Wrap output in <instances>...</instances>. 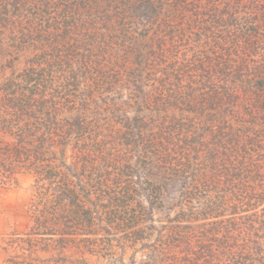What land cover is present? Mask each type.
<instances>
[{"label":"trees","instance_id":"16d2710c","mask_svg":"<svg viewBox=\"0 0 264 264\" xmlns=\"http://www.w3.org/2000/svg\"><path fill=\"white\" fill-rule=\"evenodd\" d=\"M24 180L2 264H264V0H0Z\"/></svg>","mask_w":264,"mask_h":264},{"label":"rangeland","instance_id":"374dc122","mask_svg":"<svg viewBox=\"0 0 264 264\" xmlns=\"http://www.w3.org/2000/svg\"><path fill=\"white\" fill-rule=\"evenodd\" d=\"M30 182L22 181L19 188L0 189V238L7 235L14 227L15 223L23 220V213L29 203L31 192ZM120 235H114L107 238L118 239ZM123 258V260H121ZM142 256L139 253H128L122 255L119 248L114 251L113 258L103 263L96 264H130L133 261L139 262ZM4 255L0 252V264H2ZM122 262L117 263L120 260ZM117 260V261H116Z\"/></svg>","mask_w":264,"mask_h":264}]
</instances>
